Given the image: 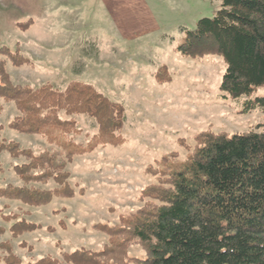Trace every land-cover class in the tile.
<instances>
[{"label": "rangeland", "instance_id": "rangeland-1", "mask_svg": "<svg viewBox=\"0 0 264 264\" xmlns=\"http://www.w3.org/2000/svg\"><path fill=\"white\" fill-rule=\"evenodd\" d=\"M220 6L221 0H0V46L12 51L18 44L30 61L14 67L1 58L13 84L63 90L70 82L84 83L124 109L119 145L98 144L67 162L59 142L71 139L85 146L97 133L93 118L73 116L78 132L50 140L8 129L18 112L0 99V143L51 153L64 162L73 192L38 207L0 198V243L8 242L22 263L45 256L61 260L62 253L78 249L101 250L108 237L95 225L114 226L143 205L142 189L156 183L147 170L162 155L174 152L183 160L185 146L192 148L200 131L245 132L264 121L260 109L238 113L243 99L223 97L219 84L225 64L219 56L183 57L175 50L186 31ZM60 118L68 117L61 112ZM25 162L0 152V187L20 186L13 166ZM31 186L50 190L57 185L50 180ZM9 213L39 229L13 238L1 216ZM128 256L143 258L144 252L133 242Z\"/></svg>", "mask_w": 264, "mask_h": 264}, {"label": "trees", "instance_id": "trees-1", "mask_svg": "<svg viewBox=\"0 0 264 264\" xmlns=\"http://www.w3.org/2000/svg\"><path fill=\"white\" fill-rule=\"evenodd\" d=\"M29 24L21 26L26 29ZM175 50L183 57L219 56L225 64L219 84L223 97L243 99L241 115L256 109L264 112V0H221L214 16L199 19ZM2 57L14 67L30 61L20 54L18 44L12 51L0 46V99L12 103L18 112L6 125L8 129L52 140L78 132L73 116L93 118L97 133L85 146L71 139L59 142L67 162L98 144L121 143L117 133L124 122V109L120 104L79 82H70L63 90L50 84L36 88L13 84ZM259 90L262 95H256ZM61 112L68 118L61 119ZM193 141L192 148L185 146L188 152L183 160L170 152L148 168L156 183L142 189L141 207L119 217L114 226L95 225L108 237L101 250L78 249L62 253L61 260L45 256L22 263L5 241L0 243V263L264 264V121L255 129L232 134L203 130ZM3 151L27 162L13 166L22 184L0 187V198L38 207L55 196H73L64 162L48 151L34 154L14 141L1 142ZM50 180L57 185L50 190L31 186ZM1 216L10 223L13 238L39 229L16 214ZM133 242L143 250V258L128 256ZM20 246L27 247L23 242Z\"/></svg>", "mask_w": 264, "mask_h": 264}, {"label": "crops", "instance_id": "crops-1", "mask_svg": "<svg viewBox=\"0 0 264 264\" xmlns=\"http://www.w3.org/2000/svg\"><path fill=\"white\" fill-rule=\"evenodd\" d=\"M122 26L124 27V24H123V22H122ZM127 37H129V36H127Z\"/></svg>", "mask_w": 264, "mask_h": 264}]
</instances>
